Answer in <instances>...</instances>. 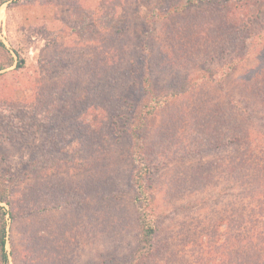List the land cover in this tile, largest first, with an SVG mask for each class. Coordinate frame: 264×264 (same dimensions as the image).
Segmentation results:
<instances>
[{
	"label": "rangeland",
	"instance_id": "obj_1",
	"mask_svg": "<svg viewBox=\"0 0 264 264\" xmlns=\"http://www.w3.org/2000/svg\"><path fill=\"white\" fill-rule=\"evenodd\" d=\"M184 1L1 5L8 264H264V0Z\"/></svg>",
	"mask_w": 264,
	"mask_h": 264
},
{
	"label": "trees",
	"instance_id": "obj_2",
	"mask_svg": "<svg viewBox=\"0 0 264 264\" xmlns=\"http://www.w3.org/2000/svg\"><path fill=\"white\" fill-rule=\"evenodd\" d=\"M10 0H0V7L4 3L8 2ZM195 2V0H192ZM186 6V0L182 4V8ZM178 8V7H177ZM181 8V7H179ZM0 45L4 46L2 41L0 40ZM3 68V66H0V70ZM190 89V86H188L186 89H183V91L176 92V91H168L166 93H163L161 95L157 94H151L149 97V103L145 105L144 113H155V111L163 105L164 102H168L172 99H174L176 96L181 95L184 92H188ZM135 136V135H134ZM135 154L139 156L140 158V164L138 165V173H137V179L135 177V183H137V192L139 194L140 199V205L141 207L139 212V217L141 220V226L143 227V236L145 237V242L151 246V239L153 237V234L155 232V225L153 223L154 221V214L153 210L150 208L152 206V196L149 197V203L146 201V197L144 196L146 192L145 185L143 184V180L146 179L147 173H150V168L147 166L145 161L143 160V157L141 155V148H142V141L140 137H135ZM7 189H2L0 187V262L1 264H8V254L6 250V222H5V207L1 205V203H7L11 204V201L9 199ZM148 204H149V212H148ZM139 205V206H140Z\"/></svg>",
	"mask_w": 264,
	"mask_h": 264
}]
</instances>
